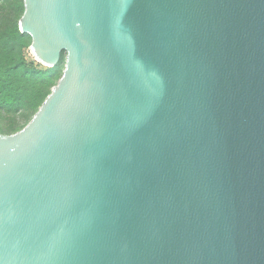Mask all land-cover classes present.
Masks as SVG:
<instances>
[{
  "label": "water",
  "instance_id": "obj_1",
  "mask_svg": "<svg viewBox=\"0 0 264 264\" xmlns=\"http://www.w3.org/2000/svg\"><path fill=\"white\" fill-rule=\"evenodd\" d=\"M57 83L0 133V264H264V0H23Z\"/></svg>",
  "mask_w": 264,
  "mask_h": 264
},
{
  "label": "trees",
  "instance_id": "obj_2",
  "mask_svg": "<svg viewBox=\"0 0 264 264\" xmlns=\"http://www.w3.org/2000/svg\"><path fill=\"white\" fill-rule=\"evenodd\" d=\"M0 4V133L10 134L29 122L57 83L64 54L53 67H43L29 57L31 38L18 28L23 0H1Z\"/></svg>",
  "mask_w": 264,
  "mask_h": 264
},
{
  "label": "rangeland",
  "instance_id": "obj_3",
  "mask_svg": "<svg viewBox=\"0 0 264 264\" xmlns=\"http://www.w3.org/2000/svg\"><path fill=\"white\" fill-rule=\"evenodd\" d=\"M0 3H1V0H0ZM1 8H2V5L0 4V11H1ZM2 15H5V14L2 13ZM27 51H28V56L31 57L32 59H34V58L32 57V55L30 54L28 48H27ZM42 66H43V65H42ZM43 67H45V66H43ZM50 89H52V87H51ZM4 123H6V122H4ZM6 124H8V123H6ZM4 134H5V133H4Z\"/></svg>",
  "mask_w": 264,
  "mask_h": 264
}]
</instances>
